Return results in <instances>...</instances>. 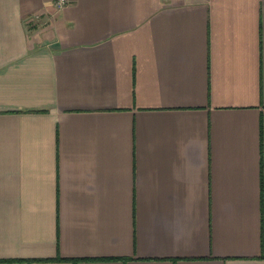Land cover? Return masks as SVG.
Here are the masks:
<instances>
[{"label":"crops","instance_id":"1","mask_svg":"<svg viewBox=\"0 0 264 264\" xmlns=\"http://www.w3.org/2000/svg\"><path fill=\"white\" fill-rule=\"evenodd\" d=\"M0 264H264V0H0Z\"/></svg>","mask_w":264,"mask_h":264},{"label":"built area","instance_id":"2","mask_svg":"<svg viewBox=\"0 0 264 264\" xmlns=\"http://www.w3.org/2000/svg\"><path fill=\"white\" fill-rule=\"evenodd\" d=\"M55 1V5L58 8H62L63 6L67 5L68 3H70L72 0H54ZM36 17H30L29 19H34Z\"/></svg>","mask_w":264,"mask_h":264},{"label":"trees","instance_id":"3","mask_svg":"<svg viewBox=\"0 0 264 264\" xmlns=\"http://www.w3.org/2000/svg\"><path fill=\"white\" fill-rule=\"evenodd\" d=\"M76 260V259H75Z\"/></svg>","mask_w":264,"mask_h":264}]
</instances>
